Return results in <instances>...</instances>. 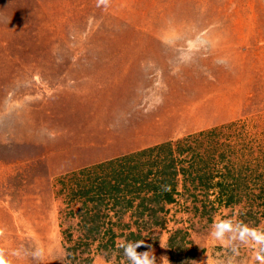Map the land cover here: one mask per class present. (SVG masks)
<instances>
[{"label":"rangeland","instance_id":"1","mask_svg":"<svg viewBox=\"0 0 264 264\" xmlns=\"http://www.w3.org/2000/svg\"><path fill=\"white\" fill-rule=\"evenodd\" d=\"M167 141L213 157L243 193L166 232L260 264L240 233L264 231V0H0V220L18 224L0 230L10 264H94L90 241L104 231L79 238L94 203L75 192L94 196L110 172L95 164ZM224 223L221 242L211 234Z\"/></svg>","mask_w":264,"mask_h":264},{"label":"trees","instance_id":"2","mask_svg":"<svg viewBox=\"0 0 264 264\" xmlns=\"http://www.w3.org/2000/svg\"><path fill=\"white\" fill-rule=\"evenodd\" d=\"M212 158L205 162L196 149L179 146L174 150L173 143L167 141L93 166L92 170L107 168L110 172L90 189L94 196H89V190L75 192L79 199L86 198L94 203L89 209V212L93 211L90 220L81 216L86 236L93 237L101 226H105L107 214L101 213L102 206L106 209L110 206L116 213V208H132L137 202V216L147 214L153 225L163 228L165 222L157 216L158 213H164L165 204L175 202L176 196L182 193H188L197 202L201 198L203 201L207 199L213 191L219 201L223 202V198L227 205L233 204L236 195L243 193L239 179L232 174L214 172ZM179 186L184 192L178 190ZM87 203L83 202L85 206ZM106 233L110 234V231L106 230ZM186 236L177 230L170 238L169 248L177 251V256H170L171 264H190L194 260L181 245ZM177 238L178 243L175 242ZM179 253H184L185 257L179 258Z\"/></svg>","mask_w":264,"mask_h":264},{"label":"crops","instance_id":"3","mask_svg":"<svg viewBox=\"0 0 264 264\" xmlns=\"http://www.w3.org/2000/svg\"><path fill=\"white\" fill-rule=\"evenodd\" d=\"M103 162H99L97 164ZM178 190L180 192H184L181 186H179ZM211 198L212 200H210ZM222 201L223 202L218 200L216 192L213 191L210 192L207 199L197 202H194L188 193H182L176 196L175 202L165 204L164 213H158L157 216L165 222V226L163 228L153 225L152 219L147 214H144L142 217H138L136 214L137 202L134 203L132 208H116V213L114 210L109 208L110 206H108L109 209L102 206L101 213L107 214V217L105 226H101L100 228V231L102 230L104 232L96 239H92L91 236H86V229L83 221H81V216L90 218L93 215V211L89 212V209H85L86 214H82L78 221L79 225L82 226L84 233L82 235L79 234V238L84 236L87 239L89 238L94 240L93 242L92 240L90 241L91 244H94L96 252L94 264L122 263L124 256L123 249L120 248L121 243L126 241H136V239H138L137 241H142L146 245L150 246L156 256L157 264H161L162 257L168 260V264H171L170 256L171 254H175V256H177V251L173 248H169L168 243L177 230L174 233L166 232L170 225L175 223V219L205 218V202L211 203V205H213L218 211L222 208L230 209V207L234 205V203L227 205L223 198ZM81 203L83 204V202ZM106 230L110 231V234L106 233ZM175 242L178 243L179 239L177 238ZM212 243L211 239L203 241L200 237L195 236L194 233L189 231V235L187 234L185 240L181 242V245L183 246L185 253L190 254V256L194 259L190 264H230V262L231 264H237L235 253L216 252L212 247H209ZM105 248H113L116 251L113 259L107 260L104 257L105 252L103 249ZM145 250H147V248L143 246L137 249V251L141 252ZM178 256L181 259L185 257L184 253H179Z\"/></svg>","mask_w":264,"mask_h":264},{"label":"clouds","instance_id":"4","mask_svg":"<svg viewBox=\"0 0 264 264\" xmlns=\"http://www.w3.org/2000/svg\"><path fill=\"white\" fill-rule=\"evenodd\" d=\"M230 230L231 226L229 224H219L215 226V230L211 235L215 240L222 242L224 233ZM240 239L246 243L251 240L254 242V247L258 246L255 259L258 260L260 264H264V231L245 228L240 233ZM142 246L147 248V250L142 252L137 251V249ZM120 248L123 249V256L127 264H157L154 252L150 246L142 241H126L121 243ZM237 255H239V253H237ZM0 264H10V261L5 257L2 249H0ZM161 264H168V260L162 257Z\"/></svg>","mask_w":264,"mask_h":264},{"label":"bare ground","instance_id":"5","mask_svg":"<svg viewBox=\"0 0 264 264\" xmlns=\"http://www.w3.org/2000/svg\"><path fill=\"white\" fill-rule=\"evenodd\" d=\"M15 219V218H14ZM2 220V219H1ZM1 220H0V230H11L14 226H17V221L15 222V225H12L10 224V221H7L6 225H2L1 223Z\"/></svg>","mask_w":264,"mask_h":264}]
</instances>
